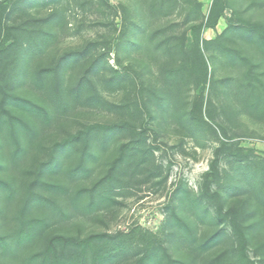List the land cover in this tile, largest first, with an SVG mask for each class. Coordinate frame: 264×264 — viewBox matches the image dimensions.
<instances>
[{
    "label": "trees",
    "instance_id": "trees-1",
    "mask_svg": "<svg viewBox=\"0 0 264 264\" xmlns=\"http://www.w3.org/2000/svg\"><path fill=\"white\" fill-rule=\"evenodd\" d=\"M133 1L140 26L131 22V13L124 6V33L132 32H129L133 40L131 50L140 53L143 60L149 64L164 63V88L144 78L138 83L126 69L124 73L112 69L103 87L111 92L124 91V96L117 103L109 102L96 90L94 83L105 54L85 62L75 84L66 86L67 71L86 61L92 50L96 51L97 45L92 42L63 53L52 67L35 70V61L44 55L49 43L58 38L55 29L60 21L52 18L41 21L37 32L20 36L13 44L0 48V134L8 125L9 135L16 145L10 158L12 166L20 162L27 148L45 129L79 112L101 111L119 117L114 123L85 124L54 142L49 147L48 159L36 166L34 179L20 190L23 199L19 198L14 186L0 180L6 202H13L17 207L11 233L0 235V254L16 257L21 264H117L128 260H134L133 264H196L186 256L173 257L167 246L170 243L175 249L186 250L187 255L198 256L224 247L201 264H264V240L254 247L259 262L249 255L250 245L264 231V158L241 148L215 152L208 171L202 176L200 192L193 200L183 184L178 187L173 198H177L180 210L172 199L160 234L136 226L124 233L91 234L84 238L54 235L41 250L29 251L47 221L66 217L60 204L40 191L70 196L68 185L46 182L42 179L43 173H64L70 183L89 180L93 169L87 163L97 159V150L107 148L116 138H123L106 174L90 188L77 190L73 201L77 203L86 193L89 201L85 208L92 211L110 205L135 184L159 178L161 166L156 164L154 148L148 144L144 119H153L154 108L165 118L169 117L175 100H181L191 82L195 85L206 83L208 64L205 57L196 45L188 52L186 34L173 30L178 24H167L171 18L182 17V23L190 24L192 30L200 31L204 26L213 29L221 16L224 0H213L207 19L197 0ZM243 1L248 3L249 9L264 12V0ZM230 30L244 35L242 37L248 42L252 37L248 35L256 32L263 49L259 51L260 59L244 56L227 45L228 36L225 35ZM203 46L211 50L208 59L213 63L219 61L239 67L246 64L244 72L220 80H213L211 76L210 82L220 84L241 113L264 123V28L231 25L214 40H204ZM21 89L35 98L20 96L17 91ZM202 104L200 97L186 112L188 118L177 119L190 138L214 133L201 115ZM18 135L24 138L25 144ZM73 156H77L75 166L64 171V162ZM222 160L226 162L224 169L220 168ZM164 182L165 179L159 181ZM211 206L213 217H209ZM186 212L196 220L217 221L216 225L221 228L200 236L195 220ZM31 213L43 214L44 218L30 219Z\"/></svg>",
    "mask_w": 264,
    "mask_h": 264
},
{
    "label": "rangeland",
    "instance_id": "rangeland-1",
    "mask_svg": "<svg viewBox=\"0 0 264 264\" xmlns=\"http://www.w3.org/2000/svg\"><path fill=\"white\" fill-rule=\"evenodd\" d=\"M197 1L201 4L204 18L207 19L213 0ZM124 6L131 13V22L140 26L133 0H0V48L13 44L20 36L37 32L41 28V21L52 18L60 21L55 29V35L58 38L49 43L44 55L35 61L33 64L35 70L41 67H52L63 53L81 49L92 42L97 45L96 51L92 50L86 61L80 62L67 71L64 77L66 86L75 84L83 71L85 62L105 54L106 58L100 61L99 75L94 77V83L96 90L109 102L117 103L124 96V91L111 92L103 87V81L108 78L112 69L123 73L126 69L133 78H137L138 83H142L141 78H144L157 87L164 88V63L149 64L141 58L140 53L136 54L131 50L133 40L129 32H132L124 33ZM221 12L213 29L204 26L200 31L192 30L190 24L182 23V17L171 18L167 24H178L173 30L178 34H186L185 44L188 52H191L195 45L199 48L208 64V77L205 84L190 83L181 100H175V107L171 110L169 117L165 118L158 108H154L153 119L151 121L144 119L143 128L146 130L148 144L154 148L156 164L161 166V176L146 183L140 182L133 185L126 194L119 195L108 206L87 211L85 206L89 197L86 193L75 203L73 200L77 190L90 188L94 182L106 174L110 163L118 154L119 145L124 142L123 138H116L107 148L97 150V159L87 163L93 169L89 180L70 183L64 173H43L42 179L46 182L68 185L70 196L40 191L44 196L59 203L66 217L47 221L32 241L29 251L41 250L47 240L54 235L84 238L91 234L124 233L136 226L160 234L166 220L167 207L172 203V199L180 210L177 198H173L178 187L183 184L193 200L200 192L202 176L208 171L216 151L231 152L241 148L253 151L254 154L264 158V123L256 122L241 113L232 98L225 93L224 88L220 84L212 85L210 82L211 76L213 80L236 76L246 70V64L239 67L219 61L213 63L208 59L211 50H206L203 46L204 40H214L231 25L264 28V12L249 9L248 3L243 0H224ZM225 36H228L225 43L231 48L239 50L244 56L260 59L259 51L263 49L256 32L248 35L252 36L251 42H248L242 37L244 35H240L236 30H230ZM17 94L30 99L35 98L32 93L23 89L17 91ZM200 97L203 99L201 115L212 126L214 133L200 135L195 139L186 136L185 129L180 127L177 119L188 118L189 114L186 112ZM180 102L183 105H180ZM18 114L23 115L21 111ZM118 119L115 113L79 112L71 119L45 129L27 148L20 162L13 166L10 158L16 145L9 135V126L6 125V131L0 134V180L14 186L19 198L23 199L20 190L34 179L36 166L39 162L48 159L49 147L54 142L61 141L67 134L74 133L85 124L114 123ZM19 139L25 144L24 138L19 136ZM76 162L77 156L66 160L63 170L75 166ZM225 167L226 162L222 160L220 168ZM162 179H165V182L159 183ZM5 194L6 192L0 189V235L2 236L11 233L14 227L13 214L17 209L13 202H6ZM213 213L211 206L209 217H213ZM186 214L190 216L191 213L186 212ZM190 217L195 220L196 230L200 236L221 228L216 225L217 221L211 223L208 219L200 221ZM28 218L38 219L44 216L31 213ZM263 240L264 231L257 235V238L255 237V242L249 248L250 257L257 262L260 258L254 252V247L257 242ZM167 246L173 257L186 256L193 259L196 264L213 258L219 249H224L221 247L198 256L192 253L187 255L186 250L175 249L170 243ZM133 263L134 260H128L117 264ZM0 264L21 263L16 257L0 254Z\"/></svg>",
    "mask_w": 264,
    "mask_h": 264
}]
</instances>
